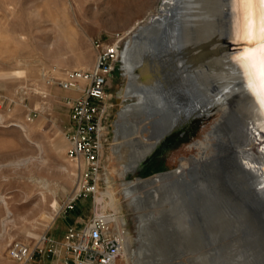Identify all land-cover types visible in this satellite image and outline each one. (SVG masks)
<instances>
[{"label": "rangeland", "instance_id": "rangeland-1", "mask_svg": "<svg viewBox=\"0 0 264 264\" xmlns=\"http://www.w3.org/2000/svg\"><path fill=\"white\" fill-rule=\"evenodd\" d=\"M183 1L163 20L162 28L131 41L137 70L130 82L134 93L123 101L118 97L127 85L124 57L110 79V131L99 184L101 194L109 198H104L102 209L113 207L112 190L127 219L130 264H264V226L249 210L252 205L264 215V202L244 176L252 171L228 158L232 187L223 182L211 157L200 163L181 160L200 153L192 142L221 116L196 118L199 112L195 116L192 109L198 103L204 107L199 100L227 102L231 96L225 91L227 71L211 79L199 76L194 61H188L186 45L194 37L213 36L216 29L229 34L232 23L226 7L217 9L213 0ZM127 3L136 6L124 9ZM162 5L161 0H0V264H18L9 256L15 241L34 250L30 264H65L68 255L62 244L68 228H81L100 212V203L88 194L73 209H60L55 216L57 203L63 206L81 187L67 137L69 100L80 94L51 85L48 79L63 78L70 70H92L101 47L117 35L124 36V56L132 31ZM127 11L130 14H123ZM242 12L238 9L237 25L243 24ZM145 63L150 73L142 76L138 71ZM239 69L245 71L243 66ZM184 97L190 98L188 103ZM137 99L140 108L126 121L116 146L119 113ZM168 101L185 107L182 122L169 124V116L177 114L167 109ZM242 114L248 115L246 110ZM190 117L196 119L184 136L172 134L154 150L170 129L188 123ZM13 123H23L33 142ZM40 155L44 160L36 159ZM192 172L198 176L193 184ZM190 194L202 211L213 207L218 213L189 222L181 211H191ZM116 262L127 264L122 257Z\"/></svg>", "mask_w": 264, "mask_h": 264}, {"label": "bare ground", "instance_id": "bare-ground-1", "mask_svg": "<svg viewBox=\"0 0 264 264\" xmlns=\"http://www.w3.org/2000/svg\"><path fill=\"white\" fill-rule=\"evenodd\" d=\"M216 2V8L226 7V13H230L229 17L232 19L231 23V31L227 34V31H219L218 29L215 30L213 36H209V38L204 37H194L190 41H188L187 49V58L188 61H194V66L196 67L199 76H206L210 78L215 76V74L219 73L220 71H227L226 77H224L225 81L227 82V86H225V91L230 92L231 95L227 102H218L213 101L207 103L206 101L200 99L199 101L204 104V107H212L219 108L223 113L222 115L215 120V122L207 129L203 137L201 139L195 140L192 142L193 145L200 147L201 151L198 155L191 154L188 157L183 156L181 158H189L192 159L195 163H200L201 161H205L208 158H212V164L215 168L219 169L222 172L223 182L233 187L232 183L230 182V174L227 170L226 160L230 158L233 161H239V163L244 164L250 171L249 173H245L244 176L250 180L251 188L256 191L259 197L262 199V191H264V187L260 188V184H264V168L259 167L258 165L264 164V155L261 154L259 149L264 147V109H262L259 103L249 94V91L246 87L247 84V77L245 75V71L242 69L239 71L238 68H241L242 65L238 63L234 58L243 56L246 51L255 52L259 48V44L255 40H245V39H236L234 36V27L237 26L236 22H239L238 19V9L241 7L234 3V0H222L218 4V0H213ZM162 6L160 9L147 17L146 22L139 27L134 34L130 37L128 42L127 48L124 52V63L126 69V79L127 85L122 88L119 93L118 97L121 101L128 95L134 93V90L130 88V82L135 77L136 69L131 61V41L137 40L143 36V34L149 30H158L162 28L163 20L167 18L168 14L171 11H178L183 4V0H161ZM243 11L241 14L244 15V9L241 8ZM248 14H252L255 11L256 14L259 13V9H248ZM237 12V13H236ZM236 16V18H235ZM242 18V17H241ZM140 23H138L139 25ZM25 37V36H24ZM206 40H209L206 42ZM205 41V42H204ZM247 49V50H246ZM220 68L217 69L216 66ZM224 69V70H223ZM232 69V70H231ZM138 73L142 76L150 73V64L145 63V65L139 69ZM226 73V72H225ZM153 77V75H151ZM126 82V81H125ZM139 96V95H138ZM190 99L185 98L186 102L188 103ZM138 103L127 105L120 113L119 119L116 121L117 125V136H116V146H119V140L122 138V129L126 123V121L132 117L140 108L141 99H137ZM212 107L209 109L211 110ZM255 107H259L258 111L254 109ZM175 112L174 116H169L167 121L170 123H178L177 121L182 122V114L185 115L184 109L180 103V108L178 106H174L173 104L170 105V102H167V109ZM199 103L197 107L195 106L192 111H197L196 113L193 112V115L197 116L199 112L200 117V109ZM175 109V110H174ZM215 109V108H213ZM208 110V111H209ZM248 113L245 114V117L242 112L245 111ZM170 111V113H172ZM191 118V117H190ZM189 121H192L193 117ZM171 120V122H170ZM194 120V119H193ZM256 124L259 126L256 128ZM12 126L19 127L23 130L25 136L31 141V138L28 134L27 128L23 123H13ZM177 127V124L176 126ZM261 129V130H260ZM223 138V139H222ZM224 140V144H219L220 141ZM35 143V142H34ZM42 152V148L38 144L35 143ZM225 145V146H224ZM256 145V146H255ZM253 146V147H252ZM256 147V150H255ZM44 158L38 156L36 159L39 160ZM246 160V162L244 161ZM43 162V161H42ZM22 163V162H21ZM17 165L19 166V164ZM24 165H26L23 162ZM16 165V164H15ZM233 166V165H232ZM17 167V166H16ZM18 168V167H17ZM241 169V167L239 166ZM2 167L0 166V170ZM176 169V168H175ZM174 170V169H171ZM170 171V170H167ZM164 172V171H163ZM192 181L190 183L193 184L198 179L196 173L192 172ZM111 179V178H109ZM42 181V180H41ZM43 184V183H42ZM81 187L79 188V190ZM109 196L112 201L113 209L116 210L117 213L121 214L120 220H122L123 224H127V219L121 213V205L116 201L115 196L113 195L112 190H109ZM4 197V196H3ZM107 197L104 194H101V197L97 196L96 200L98 203L103 204L104 198ZM45 198L43 194L42 199ZM109 198V197H107ZM4 202V201H3ZM6 204V203H5ZM251 207V205H249ZM57 207V208H56ZM255 207V206H254ZM56 212L59 213L61 209V204L55 206ZM257 209V208H256ZM6 213L9 216L11 214V210L6 204ZM105 212V211H104ZM102 212V213H104ZM125 217V219L122 218ZM259 216L261 221L264 222V215L260 213ZM138 218V217H137ZM7 218L4 219V221ZM139 220V219H138ZM130 236V235H129ZM129 236H127L124 244V248L122 254L119 258H123L127 264H130L129 256H130V246L132 242L129 240ZM117 261V260H116ZM115 262L114 264H116Z\"/></svg>", "mask_w": 264, "mask_h": 264}, {"label": "built area", "instance_id": "built-area-1", "mask_svg": "<svg viewBox=\"0 0 264 264\" xmlns=\"http://www.w3.org/2000/svg\"><path fill=\"white\" fill-rule=\"evenodd\" d=\"M123 38L117 35L111 43L101 47L92 70H70L63 78L48 79L51 85L80 94L69 100L71 121L67 137L70 142L69 157L79 167L81 189L61 206L63 212L73 209L83 195H93L96 200L101 194L99 184L110 131L107 124L110 115L108 88L121 62ZM106 182L109 183L108 179ZM96 211L100 212L95 213L81 228H68L62 244L68 255L65 264H114L122 254L129 231L127 224L120 220L121 214L112 207L110 210L102 209L101 203ZM49 242L55 243L53 239ZM57 251L56 246L54 252ZM9 256L18 264H30L34 250L26 243L15 241Z\"/></svg>", "mask_w": 264, "mask_h": 264}, {"label": "snow or ice", "instance_id": "snow-or-ice-1", "mask_svg": "<svg viewBox=\"0 0 264 264\" xmlns=\"http://www.w3.org/2000/svg\"><path fill=\"white\" fill-rule=\"evenodd\" d=\"M242 9H244L243 24L234 27V36L236 39L255 40L259 48L255 52L245 53L243 56L234 59L240 63L247 77L246 87L249 94L264 109V0H234ZM259 9L250 15L248 9ZM264 155V147L259 149ZM264 168V164L258 165Z\"/></svg>", "mask_w": 264, "mask_h": 264}, {"label": "water", "instance_id": "water-1", "mask_svg": "<svg viewBox=\"0 0 264 264\" xmlns=\"http://www.w3.org/2000/svg\"><path fill=\"white\" fill-rule=\"evenodd\" d=\"M212 107V104H210V107L208 108H206V107H203V108H199L200 109V117H196V118H201V117H209V116H211L212 114H214V113H221V115H222V111L219 109V108H217V107H212V109L211 110H209L210 108ZM213 108H215V109H213ZM209 110V111H208ZM196 118H194V119H196ZM193 120V119H192ZM192 121H188V123H184V124H182L181 126H178V127H175V128H173V129H170V131H168L160 140H159V142L157 143V145H156V147L154 148V150L157 148V147H159V146H161L162 145V143L166 140V138H168V137H170L172 134H179L180 136H184L185 135V133H186V131H187V128H188V126L190 125V123H191ZM259 126L256 124V128H258ZM261 130V129H260ZM153 150V151H154ZM152 151V152H153ZM143 166V163L141 164V166L139 167V168H141ZM161 173V172H160ZM264 187V184L262 185V184H260V188H263ZM261 195H262V203L264 202V191H262V193H261ZM189 199L190 200H192V199H194V200H192L191 202H190V204H189V206H190V210L191 211H181L182 212V214L183 215H186V213L188 214L187 215V220L189 221V222H191L192 223V217L194 218L195 217V219L196 218H198V219H200V220H203L204 218L203 217H208V216H213V214H216V213H218V211H212V208H211V211H207L206 210V208L204 209L205 211H202V209H200V207L198 206L199 205V203L200 202H195V198H194V195L192 196L191 194H190V196H189ZM189 200V201H190ZM187 204V203H186ZM185 204V205H186ZM188 205V204H187ZM210 206H213V204H211ZM208 207V206H207ZM250 209V211H251V213L253 214V215H255V217H259L260 218V216H259V211H261V209L259 210V209H256V207H254V206H252L251 205V207H249ZM261 208H263V210L262 211H264V203L262 204V206H261ZM192 209H195V211H192ZM208 209V208H207ZM237 212H239V211H237ZM258 218V219H259ZM259 223L262 225V227L264 226L263 225V221H261V219H259Z\"/></svg>", "mask_w": 264, "mask_h": 264}, {"label": "crops", "instance_id": "crops-1", "mask_svg": "<svg viewBox=\"0 0 264 264\" xmlns=\"http://www.w3.org/2000/svg\"><path fill=\"white\" fill-rule=\"evenodd\" d=\"M135 4H133V3H127V4H125L124 6H123V8L125 9V8H135ZM122 8V9H123ZM123 14H130V11H127V12H124ZM66 259H67V257H66Z\"/></svg>", "mask_w": 264, "mask_h": 264}]
</instances>
